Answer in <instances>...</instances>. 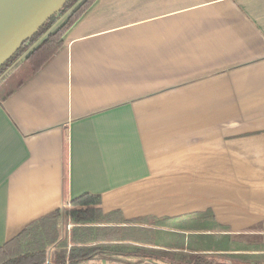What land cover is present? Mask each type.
Listing matches in <instances>:
<instances>
[{
  "label": "crops",
  "instance_id": "crops-1",
  "mask_svg": "<svg viewBox=\"0 0 264 264\" xmlns=\"http://www.w3.org/2000/svg\"><path fill=\"white\" fill-rule=\"evenodd\" d=\"M21 63L0 77V248L90 194L105 228L153 238L79 264H264V0H95ZM58 227L46 264L73 246Z\"/></svg>",
  "mask_w": 264,
  "mask_h": 264
},
{
  "label": "trees",
  "instance_id": "trees-1",
  "mask_svg": "<svg viewBox=\"0 0 264 264\" xmlns=\"http://www.w3.org/2000/svg\"><path fill=\"white\" fill-rule=\"evenodd\" d=\"M95 0H83L76 7L79 0H71L61 9L59 14L51 17L39 31L25 43L19 51L0 68V76L23 54L24 61L28 65V72L31 76L36 75L44 66H46L62 49L65 33L87 12ZM73 7V8H72ZM72 8V9H71ZM69 9L71 12L61 23V25L51 33L48 29L59 20L60 15H64ZM44 35H46L44 37ZM29 49V50H28ZM75 209L68 211L75 227L72 229V243L67 254L65 245L56 252L55 263L62 264L64 257H67L68 264H79L92 254L119 247L99 245L101 236L108 229L104 225L110 223L108 216L103 215L95 206L99 205V199L96 196L85 194L70 202ZM60 212H54L50 215L34 222L24 229L11 241L0 248V264H46L47 253L52 245L59 247L57 218ZM81 235L80 239L76 236ZM97 242L93 248L85 247L87 244ZM120 242V241H119ZM133 243H137L134 239ZM264 249V248H263ZM264 251V250H263Z\"/></svg>",
  "mask_w": 264,
  "mask_h": 264
},
{
  "label": "water",
  "instance_id": "water-1",
  "mask_svg": "<svg viewBox=\"0 0 264 264\" xmlns=\"http://www.w3.org/2000/svg\"><path fill=\"white\" fill-rule=\"evenodd\" d=\"M71 0H0V68Z\"/></svg>",
  "mask_w": 264,
  "mask_h": 264
},
{
  "label": "rangeland",
  "instance_id": "rangeland-1",
  "mask_svg": "<svg viewBox=\"0 0 264 264\" xmlns=\"http://www.w3.org/2000/svg\"><path fill=\"white\" fill-rule=\"evenodd\" d=\"M81 1H83V0H79V2H77L76 3V5H75V7L81 2ZM73 8V7H72ZM71 8V9H72ZM71 9H69L64 15H60V17H59V20L56 22V23H54L49 29H48V31L46 32V34L47 33H51V32H53V31H55V29H57L60 25H61V23L65 20V18L68 16V14L71 12ZM46 35H44V37H45ZM29 50V49H28ZM24 59H25V54H23L17 61H15L9 68H11V70H13L14 68H16L17 66H19L18 64H20V61L22 62L21 64H25V66L26 67H28V65L26 64V62L24 61ZM23 60V61H22ZM17 62V63H16ZM6 72V71H5ZM10 72V71H9ZM4 74V73H3ZM2 74V75H3ZM1 75V76H2ZM0 76V77H1ZM232 127L233 126V122L231 123V122H227L226 121V123H225V128H228V127ZM195 187V186H194ZM196 188H198V187H196ZM68 210V209H67ZM68 211H65V213H64V218L63 219H59V220H57V224H58V229H59V236L61 235V237L62 238H68V235H70V231L72 232V229H73V227H72V225H74L73 223H72V221H71V218L69 217V215H68V213H67ZM72 224V225H71ZM124 233L123 232H121L120 231V228H108V230L107 231H105L104 232V235L105 236H101V238H105V240H112V241H115V240H117V239H121V237H122V235H123ZM124 236H125V240H134V239H136L137 241H139V242H143L144 244L146 243V242H144V241H147V240H149V239H151V238H153V236H152V234H146L145 232H139V231H127V234H124ZM238 236H239V234H238ZM249 236H252L253 237V235H249ZM248 237V236H247ZM254 237H257V236H254ZM243 238H246V237H244L243 236ZM253 240H255V239H251V241L252 242H255V241H253ZM256 240H257V238H256ZM70 242V241H69ZM95 245H90V244H87L85 247H88V248H93ZM136 249H138V248H136ZM139 249H142V248H139ZM138 249V250H139ZM143 250V249H142ZM69 251L70 250H68L67 252L69 253ZM214 255V257L217 255V254H213ZM176 262H180V264H198V263H196V260L198 261V259H189L188 257H184V256H176ZM167 260H169V261H171L172 262V260H171V257H169V258H167ZM188 260V261H187ZM220 260H224V259H222V258H220ZM167 262V261H166ZM226 262H228V261H226ZM66 264H68V262L66 263ZM200 264V263H199Z\"/></svg>",
  "mask_w": 264,
  "mask_h": 264
},
{
  "label": "built area",
  "instance_id": "built-area-1",
  "mask_svg": "<svg viewBox=\"0 0 264 264\" xmlns=\"http://www.w3.org/2000/svg\"><path fill=\"white\" fill-rule=\"evenodd\" d=\"M67 263V257H65V260H64V264H66Z\"/></svg>",
  "mask_w": 264,
  "mask_h": 264
}]
</instances>
